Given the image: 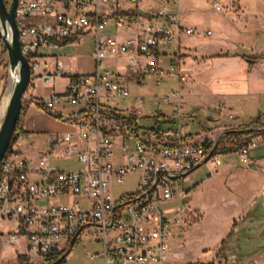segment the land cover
I'll return each instance as SVG.
<instances>
[{"label":"built area","instance_id":"2783aa9c","mask_svg":"<svg viewBox=\"0 0 264 264\" xmlns=\"http://www.w3.org/2000/svg\"><path fill=\"white\" fill-rule=\"evenodd\" d=\"M179 0H19L16 19L21 48L28 59L32 80L46 83L68 79L63 92L34 100L37 107L53 112L65 105L71 113L57 114L73 131L46 136L47 145L34 159L11 148L0 165V237L16 251L24 264H62L81 236L96 231L104 235V250L88 253L100 264H180L184 257L173 241L177 228H184V206L172 209L173 203L185 202L189 192L185 178L197 168L216 163L217 151L228 129L217 136L191 137L183 125L184 95L182 85L188 79L180 59L162 70L159 64L163 46L179 45L183 34L211 36L210 31L183 29L176 8ZM222 11L219 0H213ZM134 16L131 21L120 15ZM149 15V16H148ZM114 21L117 33L104 32ZM94 41L95 71L72 74L58 60L52 73H39V51L78 47L87 39ZM130 55L126 73L114 71L112 58ZM150 58L151 64H141ZM177 78L180 88L169 95L155 97L156 106L171 107L169 119L175 127L161 132L154 122L144 130L141 122L155 119L143 108L145 97L134 95L125 77L136 86L148 76ZM134 99L128 114L109 105L112 99ZM226 108V107H224ZM131 119V125L121 122ZM229 119L234 116L229 115ZM144 131H154L145 134ZM157 131H160L157 134ZM28 131L16 140H29ZM15 140V141H16ZM117 143L121 153L116 154ZM253 141L237 153L242 167L252 166L249 151ZM55 158H75L83 169L66 172ZM139 176L138 190L121 198L112 196V183L123 184L129 176ZM64 199V200H62ZM7 230V231H6Z\"/></svg>","mask_w":264,"mask_h":264},{"label":"crops","instance_id":"0c3cea01","mask_svg":"<svg viewBox=\"0 0 264 264\" xmlns=\"http://www.w3.org/2000/svg\"><path fill=\"white\" fill-rule=\"evenodd\" d=\"M204 1L179 0L176 10L180 15L183 29L210 31L212 35L204 37L183 34L179 45L171 48L161 47L158 58L160 66L165 61L170 65L174 60L180 59L182 69L187 75L188 81L182 85V93L185 108L191 113L185 114L182 122L191 137L210 135L208 130L212 128H217L214 137H217L223 128L239 129L237 125L230 127L226 114L229 116L233 113L234 119H237L240 116L238 111L244 108L264 112V59L262 58L264 12L260 10L264 7V0H223V10L218 11L219 14L213 17L207 16L204 12ZM206 1L213 2V0ZM235 5L241 9L240 17L234 15L237 14ZM227 11L230 14L223 13ZM104 32L110 35L117 33L113 20L104 28ZM91 40L93 50L89 55L81 53L80 49L73 57L63 54L68 48H82L86 41L78 47L64 46L58 50H40L42 67L39 73L54 72L56 63L60 60L69 73L92 74L96 62L94 41ZM130 59V55H124L110 59L108 64L114 71L126 73ZM140 62L151 64L154 60L141 58ZM67 83L68 79L53 83H46L40 77L32 80L30 99L22 125L23 131L54 133L73 131L71 125L63 123L56 116V113L63 111L73 112L72 107L65 105L53 112H46L39 109L34 102L35 99L53 92H63ZM125 83L135 85L131 77H125ZM157 83L159 84V81ZM180 85L177 79V86L173 91L178 90ZM60 86L61 89L58 88ZM41 88L47 91L39 92ZM164 106V110L159 109L156 113L160 116L159 119H145L141 122L144 130L151 129L154 122L158 121L162 123L163 130L167 129V125L163 122L171 114V107ZM258 147L257 142L255 149ZM227 156H237V154H222L221 165L212 162L205 164L209 167V175L198 183L191 179V175L205 165L189 174L184 181L189 192L188 199L183 203L171 205L174 210L184 206L187 211L185 227L176 229L173 241L175 249L184 257L180 264L218 263V252L235 224H239L235 228V231H238L246 223L244 219L247 214L256 205L259 204L264 209V154L258 158L251 156L252 166L249 169L242 167L238 156V161L229 160L224 164L222 159ZM237 237L231 242L232 246L236 245ZM0 241L2 243L0 264L8 260L7 250H12L16 258L15 249L6 246L2 237ZM228 256L229 260L235 258L231 251L228 252ZM260 258L261 255L255 258L253 264H256Z\"/></svg>","mask_w":264,"mask_h":264},{"label":"rangeland","instance_id":"374dc122","mask_svg":"<svg viewBox=\"0 0 264 264\" xmlns=\"http://www.w3.org/2000/svg\"><path fill=\"white\" fill-rule=\"evenodd\" d=\"M224 7L223 0H219ZM203 10L206 13L207 16L213 17L215 14H219L218 11H216L212 3L210 1H204ZM236 6V5H235ZM237 7V6H236ZM240 7H237V14H234L238 17L242 15L240 14ZM253 11L257 9H252ZM264 12V7L261 8ZM230 14L228 11L223 12ZM264 45V40L262 42ZM81 50V53L83 54H90L93 50V43L91 39H88L85 43V46L82 48L79 47L78 49L74 48H68L66 49L63 54L67 57H73L76 52ZM168 61H165L161 66L162 68L167 71L169 70V65L167 63ZM159 81V84L157 83ZM10 82V72H9V59L6 60L1 66H0V104L1 101L9 87ZM130 89L134 95H140L145 97V102L143 105V108L145 112L151 116H154L159 109H165L164 104H161V106H156L154 103L155 97L163 98L167 95H169L173 90L176 89L177 86V79L176 78H168V77H160V76H148L145 80V84L142 86H136L133 83H130ZM61 89V86L58 87ZM58 89V91H60ZM46 92L47 90H44L41 88L39 92ZM30 88L25 94L24 99V107H27V104L29 103L30 99ZM184 102V115L187 113H191L190 111H187V108H185V101ZM109 105L113 108H116L118 110H121L122 114L127 115L129 110L135 105L134 99L127 98V99H112L109 103ZM229 109V108H228ZM240 113L239 118L235 119H228L229 116L227 114L225 117L228 119L230 127L233 125H237L238 128L241 127H248L251 124H253L255 121H260L264 124V112L262 111H255L251 108H244L238 111ZM233 114V113H231ZM226 119V120H227ZM217 129V128H216ZM216 129L212 128L208 130L211 136H214L217 134ZM23 131V129H22ZM215 131V132H214ZM21 132V131H19ZM31 134H33V137L29 140H20L17 139L14 144L12 145V149L18 152H21L24 156H26L28 159H34L39 152L45 149L47 142H46V136L48 134H52L54 132L46 131V132H34L29 131ZM216 137V136H215ZM258 142V148L253 150L250 154V156H253L255 158H258L264 154V135L259 137L257 139ZM121 153L120 146L117 143V149L116 154L119 155ZM233 160L238 161L237 156H227L222 159V162L225 164L227 161ZM55 164L60 167L62 170L66 172H77L83 169V166L79 164L78 160L75 158H66V159H58L55 158ZM209 175V167L203 166L199 168L193 175H191V179L198 183L202 178H206ZM138 183H139V176L133 175L129 176L125 183L119 184L116 182V180L112 183V189L111 193L113 197L121 198L126 194H134L138 190ZM64 200V199H62ZM104 250V235L93 231L89 233V236H81L77 239L75 246L73 247L72 252L68 255L65 262L62 264H100V261H91L87 254H98ZM6 258L8 260H5L1 264H24L23 261H19L18 259L14 258V252L12 250L6 251ZM256 264H264V253L261 255L260 260L257 261Z\"/></svg>","mask_w":264,"mask_h":264},{"label":"trees","instance_id":"16d2710c","mask_svg":"<svg viewBox=\"0 0 264 264\" xmlns=\"http://www.w3.org/2000/svg\"><path fill=\"white\" fill-rule=\"evenodd\" d=\"M7 4L11 3V0H6ZM121 18H127L131 21L134 20V16L128 14L120 15ZM264 59V56L262 57ZM8 59V53L6 47L0 38V66L6 62ZM27 107L23 106V111L21 118L18 122L16 133L13 137L9 151H11L12 145L16 140V136L19 131H22L23 120L26 114ZM160 116L157 115L155 119H159ZM124 126L131 125L132 120L126 119L121 122ZM160 125L162 131H169L175 127V123L171 121L168 117L164 125H167V129H162V123L157 122ZM145 134H149L154 131H144ZM160 131H157V134ZM264 135V124L260 121H255L248 127H241L239 129H232L227 132V136L219 144L217 151L221 154H237L244 148H247L253 141ZM251 151H249V155ZM251 157V156H250ZM246 223L238 231L235 228L239 224H235L234 229L229 233L226 240L222 243L220 248L217 261L210 264H253L255 258L259 257L264 253V209L261 205H256L244 219ZM236 245L232 246L231 242L236 237ZM231 251L235 258L229 260L228 252ZM2 254V243L0 241V260ZM191 264H201V263H191Z\"/></svg>","mask_w":264,"mask_h":264},{"label":"water","instance_id":"95a60500","mask_svg":"<svg viewBox=\"0 0 264 264\" xmlns=\"http://www.w3.org/2000/svg\"><path fill=\"white\" fill-rule=\"evenodd\" d=\"M18 1L11 0L8 5L6 0H0V38L8 53L10 76L16 77V84L0 128V165L10 149L22 115L25 94L32 82L31 67L21 48L16 19Z\"/></svg>","mask_w":264,"mask_h":264},{"label":"bare ground","instance_id":"6f19581e","mask_svg":"<svg viewBox=\"0 0 264 264\" xmlns=\"http://www.w3.org/2000/svg\"><path fill=\"white\" fill-rule=\"evenodd\" d=\"M15 84H16V77L10 76L9 87H8L6 93H5V95L1 101V104H0V128L3 124L4 119H5L7 107H8L9 101L11 99V95H12Z\"/></svg>","mask_w":264,"mask_h":264}]
</instances>
